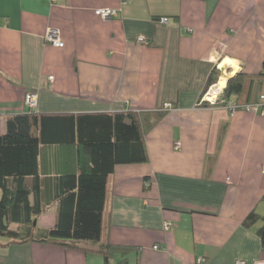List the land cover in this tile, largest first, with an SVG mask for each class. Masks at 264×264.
Listing matches in <instances>:
<instances>
[{
  "label": "crops",
  "instance_id": "1",
  "mask_svg": "<svg viewBox=\"0 0 264 264\" xmlns=\"http://www.w3.org/2000/svg\"><path fill=\"white\" fill-rule=\"evenodd\" d=\"M50 28L62 47L46 40ZM215 67L227 80L264 74V0H0V135L9 115L31 111L28 92L39 94L38 113L147 119L168 109L145 135L149 160L108 176L99 242L73 249L0 235V264H106L108 244L124 249L110 264H264V221L244 224L253 211L264 216V113L200 105ZM263 94L264 75L250 102ZM73 151L42 146L40 178L74 168ZM57 205L39 230L55 225Z\"/></svg>",
  "mask_w": 264,
  "mask_h": 264
},
{
  "label": "trees",
  "instance_id": "2",
  "mask_svg": "<svg viewBox=\"0 0 264 264\" xmlns=\"http://www.w3.org/2000/svg\"><path fill=\"white\" fill-rule=\"evenodd\" d=\"M214 68L207 89L219 79ZM264 75L239 71L227 80L215 104L242 109L251 103L255 83ZM27 113L9 115L6 132L0 135V235L13 241L36 240L79 249L83 242H99L103 227L107 178L117 165L145 163L149 160L145 135L166 114L155 111L143 119L141 113ZM154 115V117L152 116ZM60 145L73 149L74 168L55 177L53 183L40 178L39 154L42 146ZM33 178V186L27 178ZM41 185L46 188L40 189ZM49 187V188H48ZM51 188V189H50ZM57 202L56 223L39 230L34 220ZM264 216L251 212L244 221L251 225ZM19 229H12L11 224ZM264 245V225L258 230ZM118 246L101 248L106 264ZM127 259L118 264H126Z\"/></svg>",
  "mask_w": 264,
  "mask_h": 264
},
{
  "label": "built area",
  "instance_id": "3",
  "mask_svg": "<svg viewBox=\"0 0 264 264\" xmlns=\"http://www.w3.org/2000/svg\"><path fill=\"white\" fill-rule=\"evenodd\" d=\"M96 15L104 18V19H111L112 17H115L118 15V11L116 9H111V8H98L95 10ZM169 21L168 17H163L161 18V22L162 23H167ZM46 40L50 43H52L55 46L58 47H62L64 45V42L61 40L60 36H59V31L57 29L54 28H50L47 31L46 34ZM138 40L141 43H148V39L145 35H140L138 37ZM53 76H49V79H53ZM222 77L219 78V81L215 84H212L207 90L206 92L203 94L202 96V100L201 102H209L210 104H215L216 100L218 99L217 97L222 93L224 87H221L220 85V81H221ZM38 97L39 94L37 92H28L25 96V103L26 105L30 108V109H36L38 106ZM232 111L236 110V106L235 105H228ZM261 107L263 109V113H264V94L260 96V102H253V103H249L246 104L244 106V109L246 110H255V108H259ZM149 183L146 182V185H148ZM170 228V223L166 222L165 223V229ZM156 249L159 248L158 245L155 246ZM203 261H205L204 257H200L199 258V263H202ZM236 264H245L244 261L242 260H238L236 262Z\"/></svg>",
  "mask_w": 264,
  "mask_h": 264
},
{
  "label": "bare ground",
  "instance_id": "4",
  "mask_svg": "<svg viewBox=\"0 0 264 264\" xmlns=\"http://www.w3.org/2000/svg\"><path fill=\"white\" fill-rule=\"evenodd\" d=\"M228 63H232V61L230 59H226L224 61V63L222 64V67H225ZM226 84V77H222L221 81H220V85L221 87H224Z\"/></svg>",
  "mask_w": 264,
  "mask_h": 264
},
{
  "label": "rangeland",
  "instance_id": "5",
  "mask_svg": "<svg viewBox=\"0 0 264 264\" xmlns=\"http://www.w3.org/2000/svg\"><path fill=\"white\" fill-rule=\"evenodd\" d=\"M224 77H225V76H224ZM218 81H219V79H218ZM218 81H217V82H218ZM217 82H216V83H217ZM226 84H227V79H226ZM225 87H226V86H225ZM225 87H224V88H225ZM205 92H206V91H205ZM217 98H219V96H218ZM201 100H202V98H201ZM216 101H217V100H216Z\"/></svg>",
  "mask_w": 264,
  "mask_h": 264
},
{
  "label": "water",
  "instance_id": "6",
  "mask_svg": "<svg viewBox=\"0 0 264 264\" xmlns=\"http://www.w3.org/2000/svg\"><path fill=\"white\" fill-rule=\"evenodd\" d=\"M37 224V219L36 220H34V225H36Z\"/></svg>",
  "mask_w": 264,
  "mask_h": 264
}]
</instances>
